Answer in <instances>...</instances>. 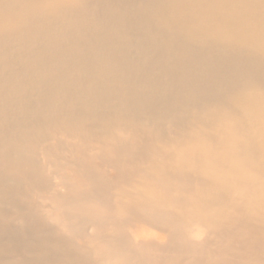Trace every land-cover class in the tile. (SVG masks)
<instances>
[{
	"label": "bare ground",
	"instance_id": "1",
	"mask_svg": "<svg viewBox=\"0 0 264 264\" xmlns=\"http://www.w3.org/2000/svg\"><path fill=\"white\" fill-rule=\"evenodd\" d=\"M0 264H264V0H0Z\"/></svg>",
	"mask_w": 264,
	"mask_h": 264
}]
</instances>
